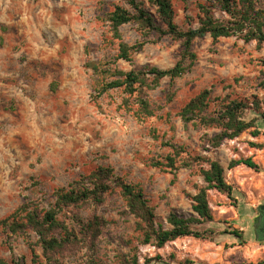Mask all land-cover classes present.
<instances>
[{"label":"rangeland","instance_id":"374dc122","mask_svg":"<svg viewBox=\"0 0 264 264\" xmlns=\"http://www.w3.org/2000/svg\"><path fill=\"white\" fill-rule=\"evenodd\" d=\"M197 1L206 0H171L180 28L188 26L186 16L196 25ZM113 5L126 7L124 0H0V221L21 205L41 215L53 207L56 189L107 166L114 177L140 185L154 209L155 222L167 228L170 211L183 217L193 214L189 197L204 182L197 170L180 169L173 178L150 166L171 151L166 143L217 160L224 168L232 195L208 191L213 222L197 228L215 231L212 237L180 238L162 249L142 245L135 220L118 188H113L104 203L80 211L84 219L96 214L106 222L93 248L80 243L58 255L60 264H84L88 258L97 264H122L123 258L132 256L140 264L157 256L160 259L150 264H264V241L253 239L250 219L242 218H253L264 200V149L249 150L244 134L219 148H208L205 135L217 130L191 123L184 126L178 116L180 108L203 89L210 90V109L225 95L249 102L253 97L264 100L259 87L264 47L256 49L254 42L244 44L236 37L221 38L215 45L208 36L197 40L190 69L172 84L163 79L147 92L155 114L138 122L121 107L120 90L97 96L102 76L88 67L99 63L105 68L117 54L116 42L110 41L102 20ZM259 5L264 8V0ZM120 33L128 44L138 40L131 25H123ZM180 49L178 42L162 37L134 53L130 62L119 60L113 67L121 71L171 68ZM243 118L263 123L250 110ZM250 151L258 171L242 166L226 169L230 159L247 157ZM70 213L59 211L57 219L72 225ZM232 229L242 233L233 245L231 235L222 232ZM36 241L29 227L11 235L0 224V257L7 262L34 264L29 247ZM34 250L41 264H49L38 245Z\"/></svg>","mask_w":264,"mask_h":264},{"label":"trees","instance_id":"16d2710c","mask_svg":"<svg viewBox=\"0 0 264 264\" xmlns=\"http://www.w3.org/2000/svg\"><path fill=\"white\" fill-rule=\"evenodd\" d=\"M124 1L126 7L113 5L112 10L102 18L108 28L110 41L116 42L117 45V54L113 62L108 63L105 68H102L99 63L89 64L88 67L97 76L100 74L102 76L100 81H97V96H101L108 90H120L124 95L121 107L138 122L145 121L155 114L147 92L157 88L163 79H167L172 84L190 69L196 59L192 48L197 40L208 36L211 44L215 45L221 38L236 37L244 44L254 42L256 49L264 47V8L260 7V0L197 1L195 3L196 25L192 26V18L186 16L188 25L186 28H180L175 22L171 0H146L147 7L143 0ZM123 25L134 27L138 40L133 44L122 40L120 28ZM162 37L178 42L181 46L179 59L171 68L143 67L141 70L121 71L113 67L119 60L130 62L134 53L140 52L146 44H155ZM261 64L264 67V60ZM262 75L263 79L259 87L264 90V71ZM170 100L171 93H168V102ZM211 102L210 90L203 89L185 103L178 112L184 126L191 123L205 130H217L211 136L205 135L208 148H219L224 141L234 140L248 130L252 137L260 134L254 125L256 119L246 121L243 113L250 110L264 119V114L261 112L264 100L259 101L253 97L249 102L246 99L230 98L225 95L217 99L215 107L210 109ZM248 145L257 150L264 149V144L249 142ZM164 146H168L171 151L163 157L162 161H151V167L168 172L173 178L180 169L197 170L204 182V186L198 188L197 192L189 197L193 214L183 217L170 211L165 219L167 228L155 222L154 209L140 185L114 177L113 170L107 166H98L87 175L72 181L67 187L56 189L53 195V207L41 215L36 210H29L27 206L21 205L12 215L1 220L0 224L11 235L23 232L27 227L34 232L37 241L29 247L34 264H41L34 250L35 245L41 248L47 263L60 264L58 255L78 247L80 243L93 248L106 225L104 219L96 214L84 219L80 215L81 209L89 204L101 205L105 201V195L112 192L113 188H118V195L123 200L128 214L135 220L134 230L139 233L140 244L162 249L167 243L180 238L210 239L215 231L211 229L200 231L197 228L213 222L207 199L208 191H216L227 198L232 195L233 188L224 179V168L217 160L201 155H191L181 146L166 143ZM237 166H245L253 171L259 169L251 157L231 159L226 169L231 170ZM64 209L71 212L72 225L57 219V213ZM222 232L236 239L242 238L241 231L236 229ZM159 259L158 256L145 259L142 264H150ZM191 263L186 261V264ZM0 264L24 263L18 260L7 262L0 257ZM84 264L97 263L92 258H88ZM122 264L140 263L136 256H132L123 258Z\"/></svg>","mask_w":264,"mask_h":264},{"label":"crops","instance_id":"0c3cea01","mask_svg":"<svg viewBox=\"0 0 264 264\" xmlns=\"http://www.w3.org/2000/svg\"><path fill=\"white\" fill-rule=\"evenodd\" d=\"M262 122L263 123H259L257 120H255L254 121V125H255V128L256 129H258V131L260 132V134L258 135V136H256V137H252V136H250V134H249V131L250 130H248V131H246V132H244V133H242V134H244L245 135V140H246V142H247V144L249 143V142H251V143H258V144H264V119H262ZM248 148H249V150L251 149H253V150H255V151H258L257 149H254V148H251L249 145H248ZM261 150H263V149H261ZM249 156H247V157H251V151L249 152ZM238 159V158H237ZM251 159H252V157H251ZM231 160V159H230ZM252 161H253V159H252ZM254 162V161H253ZM255 163V162H254ZM255 164H257V163H255ZM258 165V164H257ZM259 166V165H258ZM238 167V166H237ZM242 167H245V166H242ZM247 169H249V168H247ZM249 170H251V169H249ZM225 179V178H224ZM225 182H226V180H225ZM227 183V182H226ZM227 184H229V183H227ZM230 185V184H229ZM232 191H233V189H232ZM215 193H217L218 195H220V196H224V195H221L220 193H218V192H216V191H214ZM229 237H231V241H230V244H236V238H234L233 236H229Z\"/></svg>","mask_w":264,"mask_h":264},{"label":"flooded vegetation","instance_id":"af4514ba","mask_svg":"<svg viewBox=\"0 0 264 264\" xmlns=\"http://www.w3.org/2000/svg\"><path fill=\"white\" fill-rule=\"evenodd\" d=\"M259 214V212L257 213ZM250 224L253 226L254 224V232L252 233L253 239H256V241L261 242L264 241V232H260L259 230L264 227V219L262 218L259 224H256V219L253 217V219L250 221Z\"/></svg>","mask_w":264,"mask_h":264},{"label":"water","instance_id":"95a60500","mask_svg":"<svg viewBox=\"0 0 264 264\" xmlns=\"http://www.w3.org/2000/svg\"><path fill=\"white\" fill-rule=\"evenodd\" d=\"M257 211L259 212V214H256L254 217H255V219H256V224H259L260 221H261V219H262V218L264 219V200H262L261 203L258 205V207H257ZM258 212H257V213H258ZM242 218H247V219L249 218L250 221L253 219L252 217H250V216H248V215H244ZM254 227H255L254 224H253V226L251 225L252 233L254 232V231H253V230L255 229ZM259 231H260V232H264V227L261 228ZM254 240H256V239H254Z\"/></svg>","mask_w":264,"mask_h":264}]
</instances>
